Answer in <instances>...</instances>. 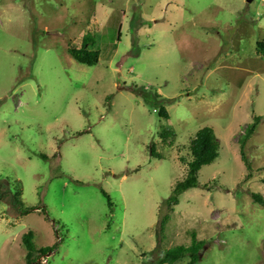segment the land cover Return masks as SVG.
Returning <instances> with one entry per match:
<instances>
[{
  "label": "rangeland",
  "instance_id": "374dc122",
  "mask_svg": "<svg viewBox=\"0 0 264 264\" xmlns=\"http://www.w3.org/2000/svg\"><path fill=\"white\" fill-rule=\"evenodd\" d=\"M87 35L94 66L67 52ZM263 37L264 0H0V264H25L27 231L57 243L41 264H155L192 233L197 264H264ZM203 127L219 156L160 234Z\"/></svg>",
  "mask_w": 264,
  "mask_h": 264
},
{
  "label": "trees",
  "instance_id": "16d2710c",
  "mask_svg": "<svg viewBox=\"0 0 264 264\" xmlns=\"http://www.w3.org/2000/svg\"><path fill=\"white\" fill-rule=\"evenodd\" d=\"M93 44V39L90 36H84L81 41L80 48L76 49L69 47L67 52L69 56L74 59L77 63L94 66L99 61L98 51H89L87 47ZM256 53L264 58V37L255 44ZM158 114L162 119L168 120V114L163 107H160ZM261 118L259 116L253 117V121L248 124L240 138L238 139L240 148V158L244 163L247 171L251 170L250 163L248 162L244 147L248 138L254 134L257 125L259 124ZM162 138V142L168 139H174L175 135L169 130H164L159 135ZM189 160L186 162V173L182 180L177 181L172 189L169 198L164 202V206L167 213L161 217L159 223V232L163 233L165 225L170 219V214L174 212V207L179 203V196L184 192L195 189L198 187V174L202 167L212 164L219 156V143L214 134V131L210 127H203L198 130L192 139L189 141ZM151 155H154L153 147L150 149ZM41 158L45 159L44 155H40ZM250 178V175H247ZM264 183V179H263ZM4 193L0 192V198H3ZM11 194V193H10ZM9 194V196H10ZM102 194L108 202V206L111 208L108 195L103 192ZM251 199L254 204L264 206V198L260 194L252 193ZM12 200L14 207L17 208L21 216L27 215L31 212L38 210L36 207H24L21 201V191H15L12 194ZM45 214L44 209L41 210ZM53 225H55L53 223ZM57 235V231L54 232ZM60 242V239H57ZM21 242L25 249L24 261L25 264H41L40 258L51 255L57 249V243L50 246L37 248L33 243V233L32 231H27L21 236ZM204 248V241L197 240L194 233L191 234V241L188 246H175L169 249L160 248V257L155 261V264H175L184 257L188 258L186 264H197L201 258V250Z\"/></svg>",
  "mask_w": 264,
  "mask_h": 264
},
{
  "label": "built area",
  "instance_id": "2783aa9c",
  "mask_svg": "<svg viewBox=\"0 0 264 264\" xmlns=\"http://www.w3.org/2000/svg\"><path fill=\"white\" fill-rule=\"evenodd\" d=\"M41 259V258H40Z\"/></svg>",
  "mask_w": 264,
  "mask_h": 264
}]
</instances>
